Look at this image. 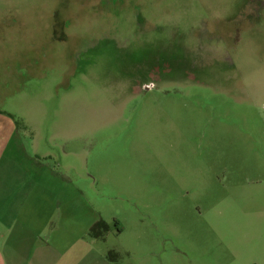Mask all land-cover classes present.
Listing matches in <instances>:
<instances>
[{
    "label": "rangeland",
    "instance_id": "374dc122",
    "mask_svg": "<svg viewBox=\"0 0 264 264\" xmlns=\"http://www.w3.org/2000/svg\"><path fill=\"white\" fill-rule=\"evenodd\" d=\"M0 153V264H264V0H0Z\"/></svg>",
    "mask_w": 264,
    "mask_h": 264
},
{
    "label": "trees",
    "instance_id": "16d2710c",
    "mask_svg": "<svg viewBox=\"0 0 264 264\" xmlns=\"http://www.w3.org/2000/svg\"><path fill=\"white\" fill-rule=\"evenodd\" d=\"M105 228V224L103 222H98L97 224H94L90 230V233L92 236H96L99 234V232L101 231V229Z\"/></svg>",
    "mask_w": 264,
    "mask_h": 264
},
{
    "label": "crops",
    "instance_id": "0c3cea01",
    "mask_svg": "<svg viewBox=\"0 0 264 264\" xmlns=\"http://www.w3.org/2000/svg\"><path fill=\"white\" fill-rule=\"evenodd\" d=\"M3 154L2 153H0V156H2ZM30 226V225H29Z\"/></svg>",
    "mask_w": 264,
    "mask_h": 264
},
{
    "label": "flooded vegetation",
    "instance_id": "af4514ba",
    "mask_svg": "<svg viewBox=\"0 0 264 264\" xmlns=\"http://www.w3.org/2000/svg\"><path fill=\"white\" fill-rule=\"evenodd\" d=\"M151 86H152V84H151ZM152 88H153V86H152Z\"/></svg>",
    "mask_w": 264,
    "mask_h": 264
}]
</instances>
